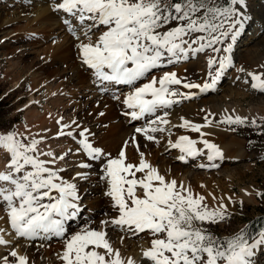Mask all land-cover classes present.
<instances>
[{
    "label": "snow or ice",
    "instance_id": "1",
    "mask_svg": "<svg viewBox=\"0 0 264 264\" xmlns=\"http://www.w3.org/2000/svg\"><path fill=\"white\" fill-rule=\"evenodd\" d=\"M50 6L53 12L69 17L62 22L77 42L80 63L90 73L92 83L105 94L121 86L112 98L123 105V115L131 121L146 120L147 126L136 127L135 133L157 144L160 141L155 133L168 131L171 136L164 127L170 124L166 109L217 89L221 78L234 66V48L252 19L245 11L247 0H51ZM204 53L211 54L206 60L207 79L202 84L178 77L175 71L155 75ZM247 76L251 89L264 94V72H247ZM160 112L163 115L157 114ZM212 116L207 113L203 124L181 117L182 123L173 126L200 136L197 140L180 135L175 142L167 141L169 149L179 150V161L188 163L206 155L213 163L199 164V168L220 166L215 161L224 159L222 149L204 138L211 133L202 131L213 123L256 128L264 134V117L258 123L256 118L249 121L240 115L226 114L215 121ZM62 120H56V137L71 138L78 147H69L61 154L41 147L44 136H26L15 129L0 133V159L4 161L0 169V209L6 213L15 237L28 241L60 239L63 250L58 258L62 264H137L114 248L109 229L122 233L121 243L126 236L150 237L149 246L141 248L143 264H255L257 250L264 247V227L255 235L244 228L230 236H217L211 226L230 222L232 217L223 197L209 193L213 201L219 200L210 207L204 195L194 193L183 182L166 178L145 159L135 135L124 141L113 157L94 146V133L89 128L81 129L76 120ZM198 143L203 148H198ZM129 145L139 153L138 163L127 162ZM77 154H83L87 162L76 164L81 171L66 179L62 174L69 167L67 158ZM93 162L101 164L104 195L116 215L101 220L99 227L86 222L72 231L71 224L83 210L78 182L89 180L90 172L83 170L91 169ZM227 199L234 203L231 197ZM4 231L0 229V246L12 243L5 239ZM0 261L30 264L26 254L14 249L0 255Z\"/></svg>",
    "mask_w": 264,
    "mask_h": 264
},
{
    "label": "rangeland",
    "instance_id": "2",
    "mask_svg": "<svg viewBox=\"0 0 264 264\" xmlns=\"http://www.w3.org/2000/svg\"><path fill=\"white\" fill-rule=\"evenodd\" d=\"M42 4H48L50 7L51 0H0V99L2 98L0 103V133H6L15 129L26 136L32 135L39 138V136H43L42 134L46 132L44 131L46 127L42 125L47 120H50V111H53V108L61 107L62 103L71 97H73L71 99H74V101H81L83 104L86 99L89 100L90 96L95 97L97 95L94 99H90L89 104L82 107L81 110L77 111L74 108L75 105H71L66 114H75L76 121L80 124L81 129L87 127L94 133V146L102 147L109 153V149H113V152H111L113 157L118 155L124 141H130L131 137L135 135L140 145V151L142 150L144 154L147 150L150 154H154L158 149L157 161L154 163L155 167L160 168V162L165 161L166 164L169 163L172 166L180 164L186 170L188 169L187 175L189 173L191 175L187 176L185 174L187 181L185 179L184 181L188 184L184 181L183 184L186 187L188 185L192 186V189L194 186V190H196L194 193L204 195L206 203L210 207L215 206L219 200L213 201L209 193L214 194L217 198L223 197V202L228 204L232 217L230 222L211 226V231L217 236L223 238L235 234L244 228H248L249 230L247 226L249 221L257 215L264 217V196L258 195V193H264V158H262L264 157V134H260V129L213 123V127H218L228 132L229 136L225 139L226 143L229 140L231 141V138L237 140V143H240L247 155L246 157L238 156L233 159L217 160L215 163L220 165L218 168L198 167L199 164L207 165L213 163L207 161L206 155L198 157L195 160H189L188 163L181 162L177 159L180 155L179 150L169 149L167 143L169 139L173 141L174 132L184 134L188 132L186 135L192 134L190 130L186 131L183 128L173 127L180 124L178 122L181 119H179L180 113L192 106H198L200 109L203 107L204 109L206 103L209 105L212 103L227 104L228 108L226 112L229 114L235 110L236 105L241 106L243 109L258 108V115L247 116L249 121L256 118L259 123L260 119L264 117V107L261 106L264 103V94L251 89V78L247 76V72H264V68L260 67V65H264V0H247L248 7L245 11L248 12L252 19L246 24L244 34L238 39V43L234 48V66L221 78L217 89L206 94H200L192 100L184 101L179 105H174L171 109L165 110L175 120H170V116H167L170 124L164 126L171 131V136L168 135V131L154 134L157 139H160L159 144L147 141L143 135L135 133L136 127L147 126L146 120L131 121L129 117L123 115V105L112 98L113 94H118L116 90L120 89L121 86H115L116 88H113L114 91L112 93L105 94L101 93L98 87L92 83L90 73L86 72L80 63L78 50L75 47L77 42L66 30L62 22L63 19L69 18L67 14L55 13L51 10L55 16V25H52L50 28L48 27V30L41 28V18L38 17V13ZM39 16L42 17V15ZM64 46H70V51L69 53L60 54L58 48ZM254 51L256 52V59H259L262 63L252 66L250 61L243 59L250 57L249 53H253ZM210 54H200L197 58L168 66L162 71H158L159 73L156 72L155 75L160 76L163 74V71H175L178 73L180 69L184 71L182 77H186L188 81L203 83L207 79L208 68L206 60ZM241 67L245 69V72L239 71ZM177 75L179 76V73ZM245 80H248L249 83L246 84ZM176 87H179L181 91H188L183 89L182 86ZM127 91L128 89L124 87L123 92ZM191 91L198 92L197 89ZM229 93L230 95L228 96ZM52 99L57 100L54 101ZM59 99L61 103H59L60 101L58 102ZM104 100L112 101V109L115 116L108 117L103 108L97 106V104H101ZM57 104L60 105L58 106ZM101 112L104 113L103 116L99 114ZM157 114L163 115V112ZM205 115L203 114L202 116L204 117ZM220 118L218 115L210 117L214 121ZM202 120L204 121V119ZM115 124L121 125L123 129L127 128V137H124L123 141L119 139L117 134L115 135V133L110 132L113 128L112 126ZM231 128H235V131L230 130ZM54 130L56 131L55 134L45 136V142L50 145L44 143L41 147H50L57 154H61L65 149L56 148L58 145L55 142H60L63 145L62 147L64 145L73 149L78 147L71 138H57L56 133L58 129ZM195 134L199 136V133ZM52 135L55 137H52ZM200 147L203 148L202 146ZM127 149L129 156L131 153L139 156V153L133 146L129 145ZM67 159L69 167L62 175L66 179H71L75 175V171H81V169L75 168V165L81 161L87 162V158L83 154H77L71 155ZM135 159L137 160L136 157ZM1 160L0 167L3 168L4 161L2 160L1 162ZM159 168L158 170L160 171ZM238 170L240 173H236ZM83 171L90 172V177L88 181L78 182L83 201V210L81 215L71 224L72 231L79 230L86 222L90 223L93 227H98L101 220L116 215L109 198L104 195L106 184L100 180V175L102 174L101 164L93 162L91 169ZM169 174L171 176L175 175L173 172ZM137 175L141 174L138 173ZM200 175L204 176L201 177ZM199 178L209 179L210 183L204 185L205 187H201L200 183H196V180ZM177 181L179 183L182 182L180 179ZM216 182L217 184H215ZM228 197H231L234 203H229ZM241 201L243 202L242 209ZM0 211L5 215L3 209H0ZM5 223L7 224L8 222ZM112 231L114 232V230ZM115 231L117 233L120 232L119 230ZM256 233L251 232L252 235ZM110 236H112L111 239L116 242V245L118 244L117 248L119 249L118 236L115 234L111 235V233ZM141 236L143 239L126 236V244H133V248H136L143 241L149 242L150 237L145 234H141ZM16 240L17 242L13 241L8 246H0V255H7L11 250H15V243L18 244L24 241L22 238H16ZM27 243L29 248L39 251V253L36 251L37 255L39 254L40 256L38 264H53L55 260L61 262L58 258V253H61L63 250V242L60 239L53 238L48 241L37 240ZM41 244L42 246H40ZM45 244L46 248L43 247ZM54 245L55 248L53 247ZM254 260L255 264H264V247L257 250ZM0 264H2V261H0Z\"/></svg>",
    "mask_w": 264,
    "mask_h": 264
},
{
    "label": "bare ground",
    "instance_id": "3",
    "mask_svg": "<svg viewBox=\"0 0 264 264\" xmlns=\"http://www.w3.org/2000/svg\"><path fill=\"white\" fill-rule=\"evenodd\" d=\"M43 1V0H42ZM51 7V6H50ZM49 7V5H45V4H42V6H40V11L38 13V17L41 18L40 20V23L42 24V27L44 30L47 29L48 27L50 28L52 25H55V16L54 14L51 12V8ZM39 15H42L39 16ZM37 17V16H36ZM39 21V20H38ZM48 30V29H47ZM49 30H52V29H49ZM58 45V44H57ZM67 45V44H66ZM69 45V43H68ZM70 46H64V47H59L58 48V51L60 54H63V53H69L70 51ZM235 52V51H234ZM58 53V54H59ZM255 51L253 53H249V56L250 57H245L243 60H246V61H250L252 63V66L254 65H257V63H262L259 59H256V56H255ZM64 55H67V54H64ZM258 57V56H257ZM248 62V63H250ZM261 66V65H260ZM180 68V67H179ZM258 68V67H257ZM179 72V76L178 77H182V73L184 71L182 70H178ZM78 72V71H77ZM159 73V72H158ZM177 73V74H178ZM78 74V73H77ZM158 76V75H157ZM83 77V76H82ZM77 78V77H76ZM84 78V77H83ZM81 79V78H80ZM79 79V80H80ZM86 79V78H85ZM84 79V80H85ZM80 82V81H79ZM202 84V83H201ZM111 87V86H110ZM116 88V87H115ZM114 91V90H113ZM116 92V91H115ZM230 92V91H229ZM99 93V92H98ZM97 93V94H98ZM126 93V92H125ZM231 93H232V90H231ZM60 94V93H59ZM58 94V95H59ZM94 94V93H93ZM211 94V93H210ZM230 95V93L228 94V96ZM232 95V94H231ZM97 96V95H96ZM95 96V97H96ZM244 96V95H242ZM61 97V96H59ZM58 97V98H59ZM78 97V96H76ZM94 96H90L89 100H85V104L81 101H74V99H71L73 97H71L70 99L68 98V100L66 99V102L64 101V103H62L63 105L61 107H58V108H53V111H50V120H47L46 123H44V127H46V132H44V134H42L44 137L46 135H51V134H55V130L54 129H59V125L56 124V120L60 119L61 117H63V120H62V123H71L73 120H76V115L73 114V115H69V114H66V112L68 111V108L71 106V105H75L74 108H76V110H81L82 107H85L86 105L89 104V102L95 98ZM65 98V97H64ZM227 98V97H226ZM61 99V98H60ZM60 99L58 100V102L60 101ZM91 99V100H90ZM54 100V99H52ZM57 100V99H55ZM54 100V101H55ZM63 100V98H62ZM102 101V100H101ZM57 102V103H58ZM63 102V101H62ZM55 103V102H54ZM61 103V101L59 102ZM263 103V102H262ZM58 106L60 104H57ZM97 106L103 108V111L106 112L105 114L109 117L113 116L114 115V111L112 109V106H113V103L111 100H104L101 104L99 103V105L97 104ZM191 106V105H190ZM262 107H264V103L261 105ZM189 107V106H188ZM202 107V106H201ZM97 108V107H96ZM228 108V105L227 104H218V103H212L211 105L207 104L205 105L204 109L202 107V109L204 110L202 113L201 112V109L197 106H192L191 108H187L186 110H184L183 112L180 113V117H184L185 119H188L194 123H198V124H203L204 121L202 120L204 117L202 116L203 114H207L209 112L213 113L214 115H218L219 117H222L223 115H226V114H229L227 113L225 110ZM100 109V108H99ZM258 108H245L243 109L241 106L239 107L238 105H236L235 107V110L231 113L233 115H240L241 117H249V116H255V115H258L259 112H258ZM200 114V116H199ZM263 114V113H262ZM264 115V114H263ZM115 116V115H114ZM168 116H170V114H168ZM202 116V117H201ZM168 118V117H167ZM170 120L173 119V116H170L169 117ZM114 120V119H113ZM175 120V118L173 119V121ZM46 121V120H45ZM178 122L182 123L181 119L180 121L178 120ZM40 125V124H39ZM112 130L110 132H113L115 133V135L117 134V136L119 137L120 140H124V137H127V133L128 131L126 130L127 128H124L121 126V125H118V124H115L112 126ZM40 128V127H39ZM36 129V128H35ZM38 129V128H37ZM45 129V128H44ZM184 130V129H183ZM41 131V132H42ZM79 131V130H78ZM188 131V130H186ZM202 131L206 132V133H211V135L209 136H206L204 138L210 140V142H213L215 144H217L223 151V153H228V154H225L224 155V160H227V159H233V158H236L238 156H241V157H246V153L244 152L243 150V147H241L240 143H237V140L231 138V141L229 140L228 143L225 142V139L229 136L228 135V132L224 129H221V128H218V127H213V126H210V127H206V128H203ZM179 132V131H178ZM181 132V131H180ZM188 133V132H187ZM186 133V134H187ZM192 134L188 135L190 138L192 139H197L199 140V136H197V134L191 132ZM184 133H173V142H175L178 137L180 135H186ZM52 137H55L54 135H52ZM115 138V137H114ZM109 139V138H108ZM160 140V139H159ZM172 140V139H171ZM168 141V140H167ZM108 142V141H107ZM112 142V141H111ZM45 144L47 145H50L48 144L47 142H45ZM56 145V148L60 147L62 149H67L68 147H66L64 145V147H62L63 145H61L60 142H55ZM109 144V142H108ZM111 145V143H110ZM113 145V144H112ZM118 145V144H117ZM147 145V144H146ZM108 146V145H107ZM156 147L158 145H155ZM200 146L203 147L202 144H199L197 145L198 148H201ZM155 147V148H156ZM159 147V146H158ZM43 149L47 150V147H42ZM110 148V147H109ZM108 148V149H109ZM114 148V147H113ZM115 149V148H114ZM121 149V148H120ZM157 149V148H156ZM155 149V150H156ZM110 150V153L113 152V149H109ZM132 150V149H131ZM142 151V150H141ZM158 151V149H157ZM157 151L154 153V154H150L149 151L147 150V152L145 153V159L150 162L153 166H154V163H156L157 161ZM207 150H205V153H206ZM179 152V151H178ZM126 156H127V162H132V163H138L139 162V156H135L133 155L132 153L130 154L129 156V151L128 149L126 150ZM135 157L137 158V160L135 159ZM147 157V158H146ZM201 160V159H200ZM136 161V162H135ZM2 162V160H1ZM3 165V164H2ZM1 166V165H0ZM159 168V167H157ZM0 169H2V167H0ZM160 171L161 174H165L166 175V178L170 179V177H172L171 179H180V181H184L185 178V174L187 175V170L185 169V167L183 165H180V164H176L174 166L170 165L169 163H165V161H162L160 162ZM79 171V170H78ZM167 172V173H165ZM175 173L174 176H171V174L169 173ZM236 173H240L239 170L236 171ZM196 174V173H195ZM231 174V173H230ZM188 175H191L190 173ZM187 175V176H188ZM198 175V174H197ZM201 176V175H200ZM204 176V175H203ZM201 176V177H203ZM193 177V176H192ZM199 177V176H198ZM189 178V177H188ZM191 178V177H190ZM193 179V178H192ZM186 180V179H185ZM213 180V179H212ZM215 180V179H214ZM187 181V180H186ZM186 181H184L185 183H187ZM178 184H179V181H177ZM193 183V182H192ZM196 183H200V185H207L208 183H210L209 179L205 180L204 178H199L196 180ZM188 184V183H187ZM191 184V183H190ZM195 184V183H194ZM217 184V182L215 183ZM210 185V184H209ZM189 186V185H188ZM192 187V186H191ZM196 187V186H195ZM205 187V186H204ZM193 192L196 191L194 190V186H193ZM2 215V216H1ZM8 222V218H7V215L5 213V215H3V212L0 211V229H4V237L5 239H8V240H11L12 243L13 241L17 242L16 238L15 237V233L13 232V230L11 229L10 227V224L9 222L6 224L5 222ZM99 226H100V223H99ZM98 226V227H99ZM93 227V226H92ZM110 233L111 235L112 234H115L116 236H118L117 240H119V244H120V251H121V254L122 256L124 257H132L136 260L137 264H143V258L141 256V248H147L149 246V242L147 241H143L139 247L136 246V248H133V244H126V238L124 239V242L121 243L120 241V236L122 235L120 232H116V231H112V229H109V237L110 239L112 238V236H110ZM23 239V238H22ZM24 241L20 242V243H15L16 246L14 247L16 251H18V253L24 255L26 254L28 257H29V261H30V264H38V261H39V254L37 255V252L39 253V251H35L34 249L32 248H29L28 247V243L29 242L28 240L26 239H23ZM20 241V240H19ZM111 241L113 242V246L114 248H117V245H116V242L114 240L111 239ZM26 245V246H25ZM33 245V244H31ZM30 245V246H31ZM42 245V244H41ZM40 245V246H41ZM39 246V247H40ZM45 245H43V247H45ZM57 246V245H56ZM36 247V246H35ZM55 248V245L53 246ZM37 248V247H36ZM42 248V247H41ZM40 248V250L42 251V249ZM46 248V247H45ZM49 248V247H48ZM52 248V249H54ZM44 250V249H43ZM49 250V249H48ZM47 250V251H48ZM46 251V249H45ZM44 254V253H43ZM46 254V253H45ZM56 261V262H55ZM53 264H62V262H59L57 260H55Z\"/></svg>",
    "mask_w": 264,
    "mask_h": 264
},
{
    "label": "trees",
    "instance_id": "4",
    "mask_svg": "<svg viewBox=\"0 0 264 264\" xmlns=\"http://www.w3.org/2000/svg\"><path fill=\"white\" fill-rule=\"evenodd\" d=\"M2 98L0 99V103ZM247 226L249 227L250 232H258L262 227H264V217L257 215L251 221L248 222Z\"/></svg>",
    "mask_w": 264,
    "mask_h": 264
}]
</instances>
